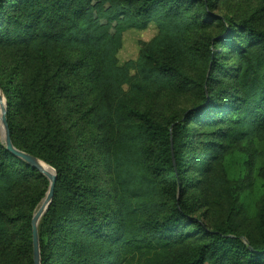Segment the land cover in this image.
<instances>
[{"label":"trees","instance_id":"trees-1","mask_svg":"<svg viewBox=\"0 0 264 264\" xmlns=\"http://www.w3.org/2000/svg\"><path fill=\"white\" fill-rule=\"evenodd\" d=\"M215 10L0 0L10 138L56 174L40 264H264V201L248 229L231 195L225 221L196 216L231 146L264 136V25ZM150 23L157 35L119 66L123 33ZM180 99L193 107L175 109ZM48 186L0 140V264H33L31 219Z\"/></svg>","mask_w":264,"mask_h":264},{"label":"rangeland","instance_id":"rangeland-1","mask_svg":"<svg viewBox=\"0 0 264 264\" xmlns=\"http://www.w3.org/2000/svg\"><path fill=\"white\" fill-rule=\"evenodd\" d=\"M215 1L217 10L214 13L224 19L238 22L243 17H250L256 25H264V0ZM156 35L157 29L153 23L148 24L144 30L131 29L124 32L121 47L116 55L118 65L135 61L140 51V44L150 42ZM124 89L126 90L127 87ZM191 107L193 103L188 99H180L174 108L182 111ZM216 169V184L210 181L208 190L197 193L205 207L196 216L207 223L225 221L228 195H231L237 198L240 204L236 220L242 224V227L248 229L259 218V209L264 201V136L244 140L231 146Z\"/></svg>","mask_w":264,"mask_h":264},{"label":"water","instance_id":"water-1","mask_svg":"<svg viewBox=\"0 0 264 264\" xmlns=\"http://www.w3.org/2000/svg\"><path fill=\"white\" fill-rule=\"evenodd\" d=\"M6 102L5 98L3 97L0 91V140L1 143L4 145L5 149L10 152L15 157L19 158L23 162H25L28 166L32 169H36L39 171L49 182L47 193L44 199L41 201L39 207L33 213L31 219V235H32V261L33 264H40V247H39V237H38V223L41 217L46 212L54 190V183L56 179L55 171L42 161L34 158L33 156L26 154L22 151L17 150L11 141L10 133L8 130V124L6 119ZM46 165L49 169L52 170V174L48 173L42 166Z\"/></svg>","mask_w":264,"mask_h":264},{"label":"bare ground","instance_id":"bare-ground-1","mask_svg":"<svg viewBox=\"0 0 264 264\" xmlns=\"http://www.w3.org/2000/svg\"><path fill=\"white\" fill-rule=\"evenodd\" d=\"M48 173L52 174V170L49 169L46 165L42 166Z\"/></svg>","mask_w":264,"mask_h":264}]
</instances>
